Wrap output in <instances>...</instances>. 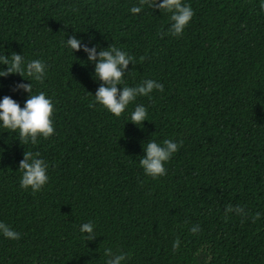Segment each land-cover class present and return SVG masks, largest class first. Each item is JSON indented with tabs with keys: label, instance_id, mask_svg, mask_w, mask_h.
Segmentation results:
<instances>
[{
	"label": "trees",
	"instance_id": "obj_1",
	"mask_svg": "<svg viewBox=\"0 0 264 264\" xmlns=\"http://www.w3.org/2000/svg\"><path fill=\"white\" fill-rule=\"evenodd\" d=\"M182 2L194 15L174 36L163 9L129 11L139 0H0V52L44 61L32 92L54 105V132L35 144L0 128V220L21 234L0 235V264H104L105 247L126 253L122 264H264V11L260 0ZM68 36L131 54L122 86L151 78L163 90L119 117L90 107L103 81ZM18 81L0 77V96L23 106ZM135 104L147 110L139 125L127 120ZM165 138L183 143L165 175H145V143ZM24 151L48 162L39 191L20 187ZM229 204L244 212L225 214Z\"/></svg>",
	"mask_w": 264,
	"mask_h": 264
},
{
	"label": "clouds",
	"instance_id": "obj_2",
	"mask_svg": "<svg viewBox=\"0 0 264 264\" xmlns=\"http://www.w3.org/2000/svg\"><path fill=\"white\" fill-rule=\"evenodd\" d=\"M147 3L150 8L163 9L170 13L168 19L171 21L169 32L174 36L182 34L183 29L193 17L194 12L190 4L182 0H139V3L130 7L129 11L133 14L140 13L144 4ZM260 9L264 11V0H260ZM63 45L73 50H83L87 55V60L94 62V74L100 81H103L93 94V104H100L110 113L119 117L130 102L137 96L148 95L153 89L163 90V84L157 80L147 78L141 83L128 86H122V77L124 69L130 61L133 62V56L126 50L115 45H109L106 48L97 50V46L89 47L82 43V38L68 36L63 39ZM0 77H5L11 73H18L27 79V83L18 81L15 84L14 91L17 89L27 93L23 106L9 95L0 96V128L10 130L14 133L18 131V140L21 144L31 142L36 143L37 136L48 137L53 134L52 113L54 105L52 98L47 96L44 91L32 92V80L42 81L47 72V65L39 58L26 59L24 55L18 52L5 54L0 52ZM30 77L31 79H29ZM118 85L120 86L118 88ZM147 110L143 104H135L127 120L139 125L147 118ZM182 140H173L165 138L161 143L155 139L148 140L143 147V155L138 161L145 175L156 178L166 174L164 164L175 153ZM48 162L39 152L24 151L23 158L18 162V168L21 170L19 184L21 188H29L33 191H39L48 181L47 174ZM225 214L235 212L243 213L242 206L231 204L225 206ZM259 215V213H257ZM198 225H193L190 231H198ZM79 231L84 234L85 240H91L96 235L94 231V222L87 221L79 225ZM0 235L9 239H19L20 233L13 230L7 223L0 220ZM179 239L176 238L172 247L173 250L179 247ZM104 264H122L126 260V253L114 251L112 247L104 248Z\"/></svg>",
	"mask_w": 264,
	"mask_h": 264
}]
</instances>
